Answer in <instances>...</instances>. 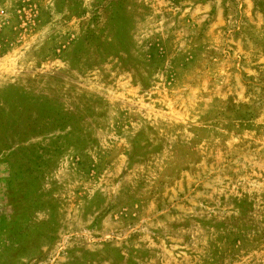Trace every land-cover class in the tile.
I'll return each mask as SVG.
<instances>
[{"label":"rangeland","instance_id":"374dc122","mask_svg":"<svg viewBox=\"0 0 264 264\" xmlns=\"http://www.w3.org/2000/svg\"><path fill=\"white\" fill-rule=\"evenodd\" d=\"M0 264H264V0H0Z\"/></svg>","mask_w":264,"mask_h":264}]
</instances>
